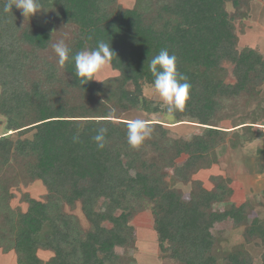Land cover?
Wrapping results in <instances>:
<instances>
[{
  "label": "trees",
  "instance_id": "16d2710c",
  "mask_svg": "<svg viewBox=\"0 0 264 264\" xmlns=\"http://www.w3.org/2000/svg\"><path fill=\"white\" fill-rule=\"evenodd\" d=\"M250 1L149 0L144 8H123L116 0H41L43 9L55 7L61 22L77 27L70 46L73 53L94 48L99 40L111 42L117 57L110 65L120 73V81L104 92L96 81L79 85L73 63L62 68L66 86L50 90L60 79L58 68L44 59L39 65L47 70L42 67L40 72L37 61L50 47L52 34L35 25H19L17 9L4 12L7 0H0V115L6 119V132L0 137V175L17 169L15 178L25 172V180L41 181L47 190L45 201L26 196L27 211L15 212L10 190L18 180L0 177L4 252L14 249L17 264H129L117 249L134 247L131 220L150 205L159 248L168 259L179 264H256L244 245L220 254L215 226L231 220L242 227L248 220L247 205L230 201V181L214 177L213 190L192 181L190 198L185 199L171 187L167 172L172 169L176 180L188 183L193 173L217 163L213 151L229 133L215 125L218 114L234 99L256 97L264 85V57L252 48L238 50L235 16L227 10L231 4L241 13ZM162 49L177 56L178 71L191 84L184 110L171 114L172 124L188 121L204 130L189 140L171 139L163 124L152 122L151 138L134 149L127 143L128 121L113 114L116 108L165 112L144 95L154 79L147 61ZM226 62L233 66L234 83L227 82ZM69 90L85 101L65 100ZM101 93L114 98V105L111 101L93 105L91 98ZM240 124L248 138L257 121ZM101 127L108 129L103 150L92 140ZM29 133L32 136L25 138ZM77 133L78 143L73 141ZM150 147L157 162L147 159ZM183 155L187 160L178 166ZM77 204L88 229L65 212V206L74 209ZM217 204H224V209L215 210ZM244 236L247 244L264 245V221L254 219ZM39 250L51 251L53 257L44 262Z\"/></svg>",
  "mask_w": 264,
  "mask_h": 264
},
{
  "label": "rangeland",
  "instance_id": "374dc122",
  "mask_svg": "<svg viewBox=\"0 0 264 264\" xmlns=\"http://www.w3.org/2000/svg\"><path fill=\"white\" fill-rule=\"evenodd\" d=\"M115 4H119L123 8H136L138 6L144 8L148 6L149 0H116ZM44 10L37 13L30 20H26L21 10L17 9V22L23 27L35 25L50 32L52 34L51 45L58 40L64 39L70 47L75 38L77 27L61 22L57 18V10L55 7ZM227 10L231 15L235 16L234 25L238 36V50L242 51L245 48H252L260 52L264 57V0H251L249 6L247 8L245 7L241 13H237L231 4L227 5ZM51 45L47 50L40 52L41 59L37 61V70L41 72L43 66L39 64L42 60H47L56 65L58 68L56 72L57 77L64 82H59L60 79L54 81L49 89L60 90L61 86H66L67 80L64 77L62 68L57 63V57ZM224 67L228 72L227 82L234 83L235 78L232 76L233 66L226 62ZM43 70H47V67H43ZM35 73L36 71H34V75ZM98 79L100 82H96L105 92L118 86L120 73L110 65L100 74ZM144 95L150 101L159 104L165 112L148 114L141 110L124 112L116 108L113 115L119 118H116L117 120L129 121L139 117L147 121L162 123L169 130L168 136L171 139L189 140L193 135L203 132V127L192 122L185 121L176 125L172 124L175 121L173 116L168 114L167 106L159 100L151 86H145ZM64 99L77 104L80 101H85L80 93L71 90L66 93ZM91 101H94L92 103L93 105L96 101H111L110 105H114L113 101L116 102L114 98L106 99L105 93L94 95ZM253 120H256L257 124H252L254 127L251 128L252 132L249 133L248 138H244V129L235 130L242 126H238L240 123L252 122ZM5 125L6 119L0 115V137L6 132ZM215 125L225 131H230L223 145L213 151L217 163L207 168H201L193 173L191 181L188 183L176 180L173 170L168 169V182L171 187L181 191L185 199H189L192 191V181H200L204 188L213 190L215 187L214 177L220 176L229 180L230 187L233 189V196L230 201L238 206L242 204L247 205L248 220L247 224L242 227H236L231 220L218 223L215 226L214 233L220 236V254L222 255L224 251H231L236 246L244 245L248 253L253 256L254 262L260 264V260L264 254V245H261L259 241L252 244L245 243L244 232L246 226L254 219L264 221V85L261 87L259 94L254 98H250L247 95L234 99V101L228 104L226 103L222 111L218 114V121ZM31 136L32 133H29L25 138H30ZM241 136H243L244 140H240L239 137ZM12 137L14 140L18 139L17 134H14ZM235 143L236 147H233L232 144ZM153 151V147L148 148L147 159L157 162V155ZM186 160L187 155H183L176 161L177 165L182 166ZM16 170H8L4 174H1L0 177L3 179H13V183L18 180V183L14 184L10 190L13 193L10 206L15 212H26L28 204L25 201V197L30 196L34 199L45 201L47 190L41 181L31 182L25 180V172H23L24 174L21 172L20 177L15 178L14 173H16ZM224 207V204H217L215 210H223ZM65 212L76 216L85 229L89 228V224L81 211L80 204H77L74 209L65 206ZM131 225L135 229L134 247L127 250L117 249V253L125 256L129 264H179L165 257L159 248L158 235L154 230V218L150 205L135 214L131 220ZM42 258L43 261L46 260L45 262H47L49 255L44 253L42 254ZM15 262H17L15 250L4 252L3 248L0 247V264H15Z\"/></svg>",
  "mask_w": 264,
  "mask_h": 264
},
{
  "label": "clouds",
  "instance_id": "9594fccd",
  "mask_svg": "<svg viewBox=\"0 0 264 264\" xmlns=\"http://www.w3.org/2000/svg\"><path fill=\"white\" fill-rule=\"evenodd\" d=\"M13 7L21 10L26 20L45 11L41 0H7L3 11L11 12ZM88 39L91 37L89 36ZM51 47L60 68H64L69 63L74 64V75L81 86L93 81L100 82L98 79L100 74L110 66L113 57H117L111 42L104 40L97 41L94 48L85 47L75 53L64 39L52 43ZM146 65L154 78L151 87L159 100L167 106L168 114L183 111L190 98L191 84L188 82L187 76L178 71L177 56L170 54L167 49H162L148 60ZM153 132L154 129L147 120L139 117L131 119L127 122V143L132 148L138 149L151 138ZM107 133L108 129L101 127L93 135L92 140L97 149L105 148ZM73 141L79 142V133L73 136Z\"/></svg>",
  "mask_w": 264,
  "mask_h": 264
},
{
  "label": "crops",
  "instance_id": "0c3cea01",
  "mask_svg": "<svg viewBox=\"0 0 264 264\" xmlns=\"http://www.w3.org/2000/svg\"><path fill=\"white\" fill-rule=\"evenodd\" d=\"M149 123H152L151 121H148ZM160 124H162V123H160ZM174 125H176V124H174ZM241 125V124H240ZM240 125H238V126H240ZM237 126V127H238ZM242 127V126H241ZM241 127H238L237 129H235V130H238V129H241ZM228 132H230V131H228ZM48 254L49 255V259L47 260V261H49L52 257H53V253L51 252V251H45V250H39L38 251V256H39V258H41L42 260H43V258H42V254ZM46 260H44V262H45ZM261 261V260H260ZM15 264H17V262H15Z\"/></svg>",
  "mask_w": 264,
  "mask_h": 264
}]
</instances>
